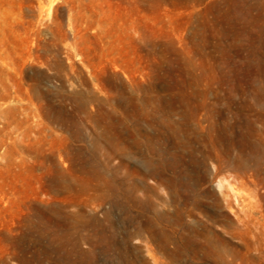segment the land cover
<instances>
[{
  "label": "rangeland",
  "instance_id": "obj_1",
  "mask_svg": "<svg viewBox=\"0 0 264 264\" xmlns=\"http://www.w3.org/2000/svg\"><path fill=\"white\" fill-rule=\"evenodd\" d=\"M0 264H264V0H0Z\"/></svg>",
  "mask_w": 264,
  "mask_h": 264
},
{
  "label": "bare ground",
  "instance_id": "obj_2",
  "mask_svg": "<svg viewBox=\"0 0 264 264\" xmlns=\"http://www.w3.org/2000/svg\"><path fill=\"white\" fill-rule=\"evenodd\" d=\"M242 180H243V179H242ZM219 182H220V181H219ZM220 184H221V183H220ZM220 184H219V185H220ZM221 186H222V184H221ZM218 187H219V186H218ZM231 188H232V187H231Z\"/></svg>",
  "mask_w": 264,
  "mask_h": 264
}]
</instances>
